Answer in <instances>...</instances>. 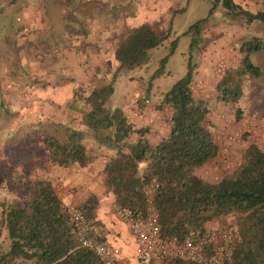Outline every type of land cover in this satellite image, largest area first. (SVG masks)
<instances>
[{"label":"trees","instance_id":"16d2710c","mask_svg":"<svg viewBox=\"0 0 264 264\" xmlns=\"http://www.w3.org/2000/svg\"><path fill=\"white\" fill-rule=\"evenodd\" d=\"M220 2L228 16H236L226 0ZM181 11L179 8L172 14ZM259 16L264 13H256L253 18ZM260 20L262 37L241 41L237 47L238 64L225 69L214 85L220 102L236 104L243 95L244 77L264 76L259 66L264 64V20ZM205 21L206 18L199 19L185 31L192 35V42ZM167 36L168 31L157 35L148 24L131 28L114 49L115 64L109 70V79L81 97L83 105L77 109L82 128L38 121L31 133L45 135L42 146L47 163L62 168L89 164L91 158L84 142L87 138L98 149L110 151L101 175L105 193L113 195L117 210H144V187L155 179L157 186L151 204L164 237L182 239L184 235H197L206 229L207 223L233 215L232 225L227 224L236 235L233 264H264V151L255 142L248 143L237 166L217 181L203 180L196 174L197 169L217 155L218 147L209 130V109L192 94L189 62L187 73L163 93L159 102L158 107L168 106L170 114L167 130L156 142H150L148 127H134L121 108L106 107L117 76L145 65L148 50ZM175 44L173 39L170 53ZM164 62L165 58L161 59L160 68L150 79L162 74ZM240 114L235 109L236 119ZM96 205V197L89 195L77 206L86 218L94 220ZM2 229L7 232L9 246L0 252V264H15L18 260L35 264H105L92 250L78 243L66 206L47 179L29 181L19 196L0 201V232ZM165 264L193 263L172 258Z\"/></svg>","mask_w":264,"mask_h":264},{"label":"rangeland","instance_id":"374dc122","mask_svg":"<svg viewBox=\"0 0 264 264\" xmlns=\"http://www.w3.org/2000/svg\"><path fill=\"white\" fill-rule=\"evenodd\" d=\"M17 2L19 0H0V201L19 196L29 181L55 174L45 161L46 150L42 146L45 135L31 133L37 125L38 114L51 109L46 100L52 99L53 94L37 85V89L31 88L32 82L42 77L51 79L52 73L55 81L68 74L69 78L78 77L91 67L98 73L106 72L93 81L95 87L109 79L112 67L105 66L111 62L109 57L103 59V64L98 57H82L85 54L80 36L85 33V22L80 20L83 15L95 18V23L99 17L101 22L110 19L112 25L105 27L107 33L110 30L116 33L102 37L107 49L113 48L124 34L140 24L150 25L157 35L168 31L167 38L148 50L149 60L145 65L117 76L106 103L107 108H121L134 127H148L151 143L167 130L170 109L165 105L158 107L162 95L187 73L189 62L192 94L202 99L209 109V130L218 147L217 155L197 169L196 174L203 180L217 181L237 166L248 143L255 142L264 151V76H245L243 95L236 104L220 102L214 90L224 70L238 64L239 43L253 36L262 37L259 18L245 20L240 14L230 17L220 0H23L39 10L44 19L45 26L38 32L36 27L24 26L21 16L16 14ZM261 4L260 11L264 12V1ZM179 8L181 12L172 14ZM203 18L206 21L192 42V35L185 31ZM117 35L118 38L113 39ZM173 39L176 44L170 53ZM66 46L73 50L69 54L72 56H65ZM103 54L106 51L101 52ZM163 58L162 74L150 79ZM252 60L257 64V58ZM259 66L264 70V64ZM73 84L82 86L78 82ZM88 92L75 90L69 99L71 104L82 107L81 97ZM64 95L70 97V92L65 91ZM235 109L241 111L237 119ZM78 112L71 113L74 117L69 124L73 127H80ZM67 116L62 117L67 120ZM84 142L90 157H95L98 154L95 143L88 138ZM221 221L223 226L232 225L234 216L228 215ZM8 246L7 232L2 229L0 252H5ZM15 264L35 263L18 260Z\"/></svg>","mask_w":264,"mask_h":264},{"label":"crops","instance_id":"0c3cea01","mask_svg":"<svg viewBox=\"0 0 264 264\" xmlns=\"http://www.w3.org/2000/svg\"><path fill=\"white\" fill-rule=\"evenodd\" d=\"M264 0H233V2L237 5L239 9H243L248 11L249 13L255 14L260 13L261 3ZM104 2V1H102ZM18 10H16V14L21 16L24 21V26L27 28L28 26L36 27L37 31L41 30V27L45 23L43 17L38 13L39 10H35L32 4H25L23 0H19ZM107 3V2H105ZM264 13V12H261ZM80 17V15H79ZM253 18V17H251ZM94 19H91L87 15H83L80 20L85 22V33H82L80 36L82 37V42L84 43L83 47L85 48L83 51L85 54L82 56L87 59L99 58L101 64H103V59L109 57L111 61L110 64L105 66H113L115 64L113 58V52L117 44L113 46L111 49H107L104 44H102V37L104 35H109L113 32L107 33V27L110 26V19H106L101 22V18H96V23ZM260 19V18H259ZM246 20V19H245ZM42 24V25H41ZM41 25V26H38ZM24 28V27H21ZM33 28V29H34ZM25 29V28H24ZM121 31V30H120ZM113 37V39H117ZM116 43V42H115ZM118 43V42H117ZM92 47H91V46ZM67 50L65 51V56L69 57L70 52L73 50L66 46ZM82 47V49H83ZM81 49V50H82ZM80 51V50H78ZM106 51V54L101 55ZM108 52V53H107ZM102 59V61H101ZM99 63V65H101ZM71 71V70H69ZM106 72L98 73V71L91 67L85 73H79L78 77L69 78V74L64 78L55 81L53 79V73L51 79H44L42 77L40 81L32 82L31 88H34L35 85L40 86L38 88H43L45 90L52 91L53 98L47 99V103L49 102L51 105V109L47 112L39 113L37 116V121H51V122H62L71 126L69 123L71 121V117H74L71 113H77V107L71 104V100H69L75 90H91L93 89L94 83L93 81L99 78L102 75H105ZM78 82L82 86H74L73 83ZM36 83V84H35ZM39 84V85H38ZM80 87V88H77ZM37 89V87H35ZM69 91L70 97L65 98L64 92ZM64 99L65 104H64ZM68 103V105H67ZM63 104V109L60 107ZM69 106V107H68ZM74 109V110H71ZM79 120L80 121V111ZM63 114H67V120L64 119ZM66 118V117H65ZM73 127V126H71ZM76 129L82 128L73 127ZM45 136H43L44 139ZM95 150H97V155L91 158L89 164L85 167H78L73 165L71 167L62 168L59 166H54L49 164V168L51 171L55 172V174H50L48 177H44L43 179H47L51 181L55 192L62 202L63 205H79L81 204L89 195H94L97 199V205L95 208L94 220L96 221V227L102 234V240L108 244L112 249L116 251V256L121 264H143L137 261L134 249H135V241L129 232L127 226L122 222L117 213V208L114 203V198L111 193H105L103 183H102V175L101 169L111 155L110 151L98 149L95 145ZM45 161L46 156H45ZM48 164V163H47ZM96 165V166H95ZM55 170V171H54ZM221 219H217L207 223L206 229L219 228L221 225Z\"/></svg>","mask_w":264,"mask_h":264},{"label":"built area","instance_id":"2783aa9c","mask_svg":"<svg viewBox=\"0 0 264 264\" xmlns=\"http://www.w3.org/2000/svg\"><path fill=\"white\" fill-rule=\"evenodd\" d=\"M156 186V180L151 179L144 187V210H117L135 241L137 261L143 264H165L169 259L177 258L193 264H233L236 235L228 225L207 228L197 235H184L182 239L161 235L157 215L151 204V195ZM66 212L81 246L92 250L105 264H121L116 251L102 240V234L93 219L86 218L76 205H66Z\"/></svg>","mask_w":264,"mask_h":264},{"label":"water","instance_id":"95a60500","mask_svg":"<svg viewBox=\"0 0 264 264\" xmlns=\"http://www.w3.org/2000/svg\"><path fill=\"white\" fill-rule=\"evenodd\" d=\"M226 1L228 2L233 14H243L249 17H256L255 14L249 13L248 11L243 10V9H239L237 5L233 2V0H226ZM259 18L264 20V16H259Z\"/></svg>","mask_w":264,"mask_h":264}]
</instances>
